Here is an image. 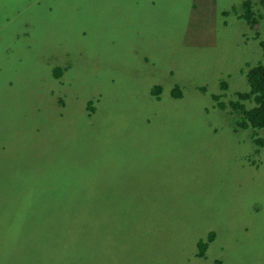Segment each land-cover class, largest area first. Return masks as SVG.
<instances>
[{
	"label": "rangeland",
	"instance_id": "374dc122",
	"mask_svg": "<svg viewBox=\"0 0 264 264\" xmlns=\"http://www.w3.org/2000/svg\"><path fill=\"white\" fill-rule=\"evenodd\" d=\"M114 1L0 0L1 264H60L25 237L69 216L72 264H264V131L237 127L230 106L263 57L264 1L250 0L256 25L246 0H141L129 21ZM91 15L106 40L58 38L74 18L93 32Z\"/></svg>",
	"mask_w": 264,
	"mask_h": 264
},
{
	"label": "trees",
	"instance_id": "16d2710c",
	"mask_svg": "<svg viewBox=\"0 0 264 264\" xmlns=\"http://www.w3.org/2000/svg\"><path fill=\"white\" fill-rule=\"evenodd\" d=\"M13 1H15V0H13ZM262 1H264V0H262ZM114 2L118 3V4L120 3L119 0H115ZM136 5H137V3H136ZM243 7H244L243 13H241L239 16L243 17L247 23L256 25L259 22L258 19H260V18L258 17V15H256L255 10L252 9L251 1L250 0L244 1ZM52 9H53L52 5L48 6L47 4H43V6L40 8V11H39L40 17H42L43 15L46 16V10H52ZM30 11H32L31 8H25V10H24V12H30ZM0 15H1V11H0ZM261 15H263V13H261ZM74 19L76 21V25H75L74 29L80 30V32L83 34H88L90 32L89 29L87 28V25H84L81 21L77 20L76 18H74ZM91 20H92V23L94 24L93 30L95 29L94 31H95L96 35H98L100 33V31L97 28V23H94L93 17H91ZM0 30H2V29H0ZM71 34L75 35L69 31H62L61 37H67ZM49 36L50 35L48 33H46V39L49 38ZM107 36H108V33H105L104 36L102 37V39L106 40ZM257 37H259V36H257ZM260 45H261L262 50H263L262 51L263 57L256 64H254L251 61H248L245 64V66H246V83L242 89L238 88L237 90H235V93L233 95V96H235V98L233 97V100H230V106L233 107V112L234 113H236V112L240 113V117L237 118L236 124H235L237 127H244V128L254 127L256 129H263L264 130V39L260 40ZM99 46L104 48L105 44L101 43ZM93 48L94 47L90 48V50L94 51ZM60 69L61 68H58V67H52V71L54 74H60L61 73ZM152 92L154 95L158 96L161 93V88L155 86V87H153ZM174 93L175 94H173V96H175L177 94L176 90H174ZM178 94L180 95L181 92ZM248 102H252L253 105H249ZM57 103L60 106V104H65L66 102H64V100L59 98ZM94 103H95L94 101L89 103L91 108L94 107ZM221 105L224 106V103H221ZM254 135H255L254 141L259 146L263 145L264 144V138L263 137H256V134H254ZM256 150H258V148H256ZM80 173H81V171H80V169H78L75 176L71 175V180H76L79 177ZM109 175H110V173L107 171V169L102 170V177L105 181L109 177ZM57 208H58V206L55 207L53 212H56ZM78 208L82 209L79 206H78ZM81 216H82V213H81ZM100 217H101V209L98 208V209H96V218H95L97 223L100 222V220H101ZM76 221H77L76 218H74L73 216H69L67 218L65 217V219H63L61 222L62 227L57 226L55 224H52L51 222L48 221L44 224V225H47V229L41 230V233L37 234V235H33V234H31L30 236L27 235L25 237V239L27 241H30V238L33 237L32 240H34V245L40 253H42L41 252L42 246L44 247V249L48 248L50 251L52 248H55V247L58 248V250H60L58 259H62L60 264H72L73 262L71 259L73 257L69 254H66V253L70 252V251L73 252L74 250L70 247L68 240L66 238V235H68L70 237L73 233L72 230H76L77 228H79L78 230L81 229L78 225H76ZM78 221H80V222L85 221L86 223L85 222H83V223L86 224L87 229L90 228L91 221L88 222L83 217H82V219H79ZM37 224H39V223L37 222ZM23 228H24V232L26 231L25 229L30 228L29 222H27L25 224V226L21 227V229H19V230H22ZM3 229H6V231L8 230L7 229V223H4L2 225V230L0 231V241L5 240V238H1V236H3L2 234L5 232ZM56 229L58 230V233H59V236H57L58 240H55ZM19 230H18V228H13L9 232L14 231L15 233L18 234ZM20 237L22 238V236H20ZM15 238H13L12 240H14ZM85 238L87 239V237L82 232L80 234L79 239H78V246H80L79 249L81 252L88 248V239L86 242V247L84 249L82 247V242L84 241ZM209 241H210V239L209 240L201 239L198 243V245L201 249V251H199V255L203 256L202 258H204V254H205L204 252H205L206 246L209 245ZM5 244L6 243H0V251H4L7 248ZM25 250H27V251H25ZM13 251H15V249L12 247V250L9 252L14 253ZM22 252H27V253H30L31 255H34L36 253V251L31 250V249H24ZM8 257H10V256L8 255ZM44 259L52 260L55 258L51 255V252H50V255H45ZM13 260L14 261L12 263L5 261V263H3V264H19V262H17L14 258H13ZM80 263L81 264H89L88 257L85 256L84 254H82L81 259H80ZM0 264H1V261H0ZM219 264H221V262H219Z\"/></svg>",
	"mask_w": 264,
	"mask_h": 264
},
{
	"label": "crops",
	"instance_id": "0c3cea01",
	"mask_svg": "<svg viewBox=\"0 0 264 264\" xmlns=\"http://www.w3.org/2000/svg\"><path fill=\"white\" fill-rule=\"evenodd\" d=\"M119 2H120L119 4L114 2L113 7L115 8L116 14L119 15L120 13H122V15H119L117 17L120 20L129 21L132 17L142 12L141 0H119ZM136 2H137V5H136ZM90 17H93V16L91 15ZM7 199L10 200V197L7 196Z\"/></svg>",
	"mask_w": 264,
	"mask_h": 264
},
{
	"label": "clouds",
	"instance_id": "9594fccd",
	"mask_svg": "<svg viewBox=\"0 0 264 264\" xmlns=\"http://www.w3.org/2000/svg\"><path fill=\"white\" fill-rule=\"evenodd\" d=\"M159 4H160V1H155V8L156 7H158L159 6ZM151 5V4H150ZM150 5H149V7H150ZM154 5V4H153ZM61 33H62V31L59 33L58 32V30L56 31V34H59V37H61ZM71 33H73V34H75V29H73V31L71 32ZM93 32H89L88 34H89V36L92 34ZM72 36H74V35H69V36H67L66 38L68 39V40H70V39H72L71 37ZM104 42H106V41H104ZM109 47H112L113 49H114V45L113 44H111V45H108ZM113 53H116V51L115 50H113ZM260 130H263V129H260ZM264 131V130H263ZM121 181V180H120ZM208 238V237H207ZM205 240V239H204Z\"/></svg>",
	"mask_w": 264,
	"mask_h": 264
},
{
	"label": "water",
	"instance_id": "95a60500",
	"mask_svg": "<svg viewBox=\"0 0 264 264\" xmlns=\"http://www.w3.org/2000/svg\"><path fill=\"white\" fill-rule=\"evenodd\" d=\"M97 28H98V30L100 31V32H102V33H108V31H107V29L106 28H104L103 26H101V25H99L98 23H97ZM96 35V33H95V31L90 35V37H93V36H95ZM116 41H118L116 38H114L113 37V43H115L116 44Z\"/></svg>",
	"mask_w": 264,
	"mask_h": 264
},
{
	"label": "flooded vegetation",
	"instance_id": "af4514ba",
	"mask_svg": "<svg viewBox=\"0 0 264 264\" xmlns=\"http://www.w3.org/2000/svg\"><path fill=\"white\" fill-rule=\"evenodd\" d=\"M137 3V2H136ZM59 39H62V38H64V39H66V40H68L66 37H58ZM115 45H119V41H116V44Z\"/></svg>",
	"mask_w": 264,
	"mask_h": 264
}]
</instances>
